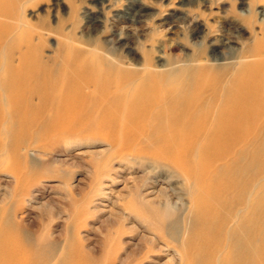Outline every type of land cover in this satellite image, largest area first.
<instances>
[{
    "label": "rangeland",
    "instance_id": "374dc122",
    "mask_svg": "<svg viewBox=\"0 0 264 264\" xmlns=\"http://www.w3.org/2000/svg\"><path fill=\"white\" fill-rule=\"evenodd\" d=\"M258 11L264 12V0H6L5 13L0 15L4 29V33L0 31V69L17 66L27 52L47 67L61 65L66 60V45L68 55L77 51L85 60L98 57L126 72L140 73L147 61L148 69L162 74L176 73L189 62L195 66L249 63L253 59L247 57V51L263 34L264 15ZM225 38L234 43L225 47L213 44ZM232 55L233 59L218 60ZM228 70L227 76L236 66ZM118 73L114 70L112 76ZM50 114L47 111L46 117ZM76 126L81 134L90 136L25 140L18 157L6 152L9 131L0 134L3 221L18 222L21 244L43 235L57 253L73 238L74 247L94 264H180L177 243L159 230L183 215L180 236L188 233V212L163 205V193L171 203L177 201L179 180L141 186L154 173L133 161L113 159L109 143L93 124ZM248 162V158L243 160L241 167ZM251 167L238 176L241 188L231 194L244 213L245 207L250 208L244 205L253 201L255 169ZM256 171V186L264 196V123ZM261 211L264 231V202ZM231 220L226 226V248L212 257L205 255L204 260L223 264L227 247L234 244L230 230L238 223V219ZM242 231L244 234L243 227ZM242 255L247 260L248 250L244 248Z\"/></svg>",
    "mask_w": 264,
    "mask_h": 264
},
{
    "label": "bare ground",
    "instance_id": "6f19581e",
    "mask_svg": "<svg viewBox=\"0 0 264 264\" xmlns=\"http://www.w3.org/2000/svg\"><path fill=\"white\" fill-rule=\"evenodd\" d=\"M5 2L0 0V15L5 13ZM261 29L262 37L247 51L253 60L235 62L236 70L229 76L225 73L233 66L227 62H217L216 66L189 62L176 71L177 75L150 70L148 61L140 73L120 71L98 57L85 60L77 51L68 55L67 45L64 53L69 57L53 67L27 52L17 66L0 69V134L9 131L11 137L6 152L18 157L25 140L90 136L81 134L76 124H93L102 140L109 143L113 159L133 161L143 165L147 173H154L141 186L179 180L177 201L171 203L163 193V205L188 212V233L180 236L183 215L159 230L177 243L180 264H213L203 257L226 248V226L234 218L238 219L230 230L234 244L227 247L223 264H264L260 221L264 196L256 186L258 140L264 123ZM0 31L4 33L1 27ZM214 43L225 47L234 41L225 38ZM114 70L120 73L112 76ZM47 111L51 112L49 118ZM247 158L249 165L241 167ZM251 166L255 169L253 201L244 205L250 206L244 213L231 194L241 188L238 176ZM13 171H17L16 166ZM5 212V208L0 209V264H94L74 247L72 237L59 254L43 235L21 244L18 222H4ZM244 248L249 252L247 260L242 255Z\"/></svg>",
    "mask_w": 264,
    "mask_h": 264
}]
</instances>
